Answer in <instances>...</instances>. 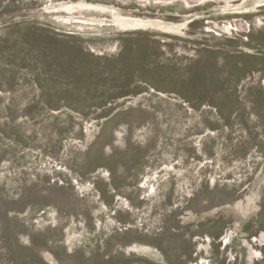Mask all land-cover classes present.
<instances>
[{"label": "rangeland", "instance_id": "rangeland-1", "mask_svg": "<svg viewBox=\"0 0 264 264\" xmlns=\"http://www.w3.org/2000/svg\"><path fill=\"white\" fill-rule=\"evenodd\" d=\"M231 1L0 0V264H264V1Z\"/></svg>", "mask_w": 264, "mask_h": 264}, {"label": "bare ground", "instance_id": "bare-ground-1", "mask_svg": "<svg viewBox=\"0 0 264 264\" xmlns=\"http://www.w3.org/2000/svg\"><path fill=\"white\" fill-rule=\"evenodd\" d=\"M220 1H224V2H228L229 0H220ZM235 1H237V0H232L231 2H235ZM264 1V0H263Z\"/></svg>", "mask_w": 264, "mask_h": 264}, {"label": "flooded vegetation", "instance_id": "flooded-vegetation-1", "mask_svg": "<svg viewBox=\"0 0 264 264\" xmlns=\"http://www.w3.org/2000/svg\"><path fill=\"white\" fill-rule=\"evenodd\" d=\"M251 261H252V259H251Z\"/></svg>", "mask_w": 264, "mask_h": 264}]
</instances>
